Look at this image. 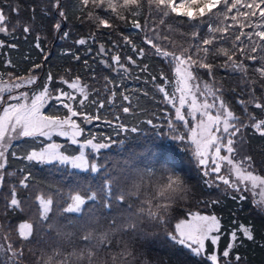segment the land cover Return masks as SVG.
<instances>
[{"label":"snow or ice","instance_id":"snow-or-ice-1","mask_svg":"<svg viewBox=\"0 0 264 264\" xmlns=\"http://www.w3.org/2000/svg\"><path fill=\"white\" fill-rule=\"evenodd\" d=\"M29 36L40 57L24 55L21 69L5 50ZM57 41L71 42L62 55L73 63L53 64ZM0 56V264H254L247 249L264 254V0H0ZM126 77L170 108L134 105ZM130 137L143 154L128 152L113 173L104 150ZM37 166L51 172L43 185ZM68 169L71 185L56 179ZM244 193L254 215L228 209L226 222L223 197ZM17 213L29 217L18 227Z\"/></svg>","mask_w":264,"mask_h":264},{"label":"trees","instance_id":"trees-1","mask_svg":"<svg viewBox=\"0 0 264 264\" xmlns=\"http://www.w3.org/2000/svg\"><path fill=\"white\" fill-rule=\"evenodd\" d=\"M16 43L19 44V51L17 50H5L7 51L8 55L11 56V58L17 62L18 66L23 69L26 68L28 65L23 63L22 57L26 54H30L34 59H38L40 57L39 52L33 47L34 44V38L32 36H29L27 40L21 38L16 41ZM71 42H64V41H57L51 48V57L50 59L52 60L53 64L59 65V66H64L68 63H73L69 60L67 56H63L62 52L64 48L70 47ZM75 51V48L73 49ZM83 56V53H81ZM3 57L0 56V60H2ZM90 64L94 68L97 69V71L102 68V65H97L93 64V62L90 60ZM155 64V62H153ZM78 68V70L81 72L82 75L85 74V70L82 65H74ZM0 70L2 69V66H0ZM114 75V74H113ZM136 75H142L140 73H136ZM125 84L127 88L129 89L128 93L132 96L133 99V104H139L140 108L146 109L148 111H155V112H161L162 110L166 108H170L169 105L161 101L160 95L156 92V90L152 87L151 83L145 84L143 80H136L134 77L133 78H125ZM146 90L149 92V95L145 97L143 95V91ZM135 93V95H133ZM137 97H139V100L137 101ZM123 118V117H122ZM100 124L99 127L93 129V131L100 133L103 132L104 134H109L111 133V129L105 127L102 122H97ZM113 139H120V137H116L113 134ZM57 142H63L61 139H57ZM252 148L254 151H257L258 154V147L261 143L258 139H252ZM144 145L145 141L143 139L137 140L134 138H129L127 141H125V146L121 150L117 145H113L111 149L104 150L106 154L109 156V159L107 161L108 167L113 170V173H118L120 172L121 169L125 168V163L124 161L127 159V153L128 152H136L139 154H143L144 150ZM74 147V146H73ZM103 159V157H101ZM177 159L183 163V165L187 168H192L193 165H190L188 163L187 157L183 154L182 150H177ZM15 167H23L19 162H12ZM34 175L36 176L38 182L43 185L45 183L46 178L51 175L50 170L45 169L41 170L40 166H37L32 169ZM73 170L68 169L66 172H60L56 175V179L58 181L62 180L65 185H71L72 182L77 179L76 177H73L72 175ZM82 176H86V174H82ZM89 183H95L94 181L90 180L88 181ZM65 191H67V188H65ZM245 196L248 197V199L244 201L236 200L233 201L231 200L230 196H225L223 197V202L225 204V210H224V216H225V221L230 220V214L228 212V209H234L237 210V215L239 216L240 220H244L245 217L251 218L254 215V209L255 205L251 203V196L249 193H244ZM55 201V197H54ZM61 208L64 207V204L61 203L60 205ZM85 212H87L88 205L86 204L85 206ZM96 211V210H93ZM54 213L56 216V220L60 224H68V227L71 229L73 227L72 224H69L68 221L65 219L66 215H71V214H65L63 212L57 211L54 203ZM99 214V213H98ZM50 215H52L50 213ZM81 216L85 215V213H81ZM10 221L12 222L13 225L16 227L19 226L20 223L25 222L26 220L29 219V217L26 214H10ZM101 223H104V221L101 219ZM247 254L250 259L254 262V264H262L264 262V254H261V252L258 249H254L252 247H249L247 249Z\"/></svg>","mask_w":264,"mask_h":264},{"label":"rangeland","instance_id":"rangeland-1","mask_svg":"<svg viewBox=\"0 0 264 264\" xmlns=\"http://www.w3.org/2000/svg\"><path fill=\"white\" fill-rule=\"evenodd\" d=\"M56 139H61V140H63V138H56ZM250 194V196L252 197V193H249ZM261 197H260V194H259V191L256 193V199L257 200H259Z\"/></svg>","mask_w":264,"mask_h":264}]
</instances>
